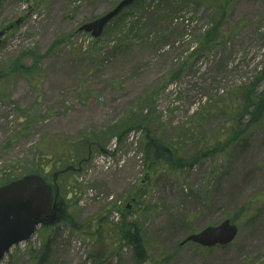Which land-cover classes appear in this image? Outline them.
Listing matches in <instances>:
<instances>
[{
	"label": "rangeland",
	"instance_id": "374dc122",
	"mask_svg": "<svg viewBox=\"0 0 264 264\" xmlns=\"http://www.w3.org/2000/svg\"><path fill=\"white\" fill-rule=\"evenodd\" d=\"M121 1L0 0V186L58 172L68 205L0 264H264V0H141L79 31ZM226 220L231 244L185 242Z\"/></svg>",
	"mask_w": 264,
	"mask_h": 264
},
{
	"label": "water",
	"instance_id": "95a60500",
	"mask_svg": "<svg viewBox=\"0 0 264 264\" xmlns=\"http://www.w3.org/2000/svg\"><path fill=\"white\" fill-rule=\"evenodd\" d=\"M135 1L123 0L113 11L84 25L80 30L92 33L95 38L100 37L105 26ZM4 35L5 31L0 32V38ZM65 211L66 205L59 195L58 188L48 184L38 174H28L1 186L0 261L13 246L29 240L37 227L56 225L63 218ZM237 234V227L227 220L217 227H209L200 234L190 236L186 242L192 241L204 247L228 245L234 241Z\"/></svg>",
	"mask_w": 264,
	"mask_h": 264
},
{
	"label": "trees",
	"instance_id": "16d2710c",
	"mask_svg": "<svg viewBox=\"0 0 264 264\" xmlns=\"http://www.w3.org/2000/svg\"><path fill=\"white\" fill-rule=\"evenodd\" d=\"M225 4L226 5L223 7V9L225 11L223 13H225L227 11V9H226L227 8V4H229L228 0H225ZM213 24H214V26L209 32H207L206 39L203 42V44L207 45V44L212 43L213 41L216 40V38L215 37L211 38V36H214L216 33H221V30H222L221 23L220 22H216V23H213ZM10 71L13 72L12 70H10ZM263 107L264 106L261 105L260 108H263ZM240 134H238V136H240ZM120 135H122V132L118 136H120ZM122 228L124 229L122 234H124V235L126 234L125 236L128 239H130V241H131L130 243L133 244L137 257L143 258L145 256V248H144L143 242L140 239V236H138V234L136 232L137 231V227L135 225L132 226L134 231H127L126 230L127 226H122Z\"/></svg>",
	"mask_w": 264,
	"mask_h": 264
}]
</instances>
